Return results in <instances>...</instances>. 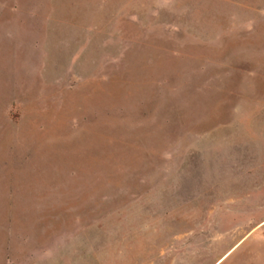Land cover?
<instances>
[{
	"label": "rangeland",
	"instance_id": "rangeland-1",
	"mask_svg": "<svg viewBox=\"0 0 264 264\" xmlns=\"http://www.w3.org/2000/svg\"><path fill=\"white\" fill-rule=\"evenodd\" d=\"M0 264H264V0H0Z\"/></svg>",
	"mask_w": 264,
	"mask_h": 264
}]
</instances>
